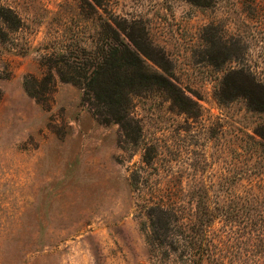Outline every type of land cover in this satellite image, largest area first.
<instances>
[{"label":"rangeland","instance_id":"obj_1","mask_svg":"<svg viewBox=\"0 0 264 264\" xmlns=\"http://www.w3.org/2000/svg\"><path fill=\"white\" fill-rule=\"evenodd\" d=\"M98 1L0 0V264H184V237L203 264H264V0ZM126 34L151 58L135 142L43 80L47 55ZM158 207L176 218L151 253Z\"/></svg>","mask_w":264,"mask_h":264},{"label":"trees","instance_id":"obj_2","mask_svg":"<svg viewBox=\"0 0 264 264\" xmlns=\"http://www.w3.org/2000/svg\"><path fill=\"white\" fill-rule=\"evenodd\" d=\"M187 1L202 7L212 6L214 3V0ZM93 2L98 6L100 5L98 0H93ZM0 18L6 22H12L2 13H0ZM15 27H8V29L14 30ZM125 37L128 42L118 41V43H114L115 45H108L106 49L101 48L92 52L79 50L80 63H77L78 66H76V62H72L74 58L66 52L47 55L44 64L47 69V77L43 80L51 86L52 76L55 74L60 81L81 87L84 92L83 101H94L92 103L96 108L94 115L98 118L101 116L103 124H116L127 141L135 142L137 139L133 137L135 130L132 127V119L128 117L131 96L145 86L144 83L137 80L143 74L146 75V68H148L142 62L141 55L150 60L151 58L148 57L135 39L127 34ZM157 77L162 82L153 81L149 84L146 83L147 86L163 87L164 78L158 75ZM28 82L29 79L24 81L26 91L30 96L39 100L37 95L40 96V93L27 90ZM168 85L170 86V84ZM164 88L171 95L173 94V90L168 87ZM262 138L264 139L263 136ZM167 211V209L158 207L153 213L151 238L149 240L151 253L158 252L157 248L162 245V241H165L170 224L176 218V215H170ZM179 243L171 240V245L167 248L169 251L179 250V257L184 260V264L210 262L211 256L209 255L208 245H200L196 238L190 237H184L183 241ZM182 243L184 244L182 245Z\"/></svg>","mask_w":264,"mask_h":264}]
</instances>
